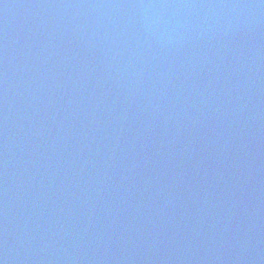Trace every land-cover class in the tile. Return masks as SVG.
<instances>
[{"label": "water", "instance_id": "1", "mask_svg": "<svg viewBox=\"0 0 264 264\" xmlns=\"http://www.w3.org/2000/svg\"><path fill=\"white\" fill-rule=\"evenodd\" d=\"M2 264H264V0H0Z\"/></svg>", "mask_w": 264, "mask_h": 264}, {"label": "snow or ice", "instance_id": "2", "mask_svg": "<svg viewBox=\"0 0 264 264\" xmlns=\"http://www.w3.org/2000/svg\"><path fill=\"white\" fill-rule=\"evenodd\" d=\"M0 264H2V262H0Z\"/></svg>", "mask_w": 264, "mask_h": 264}]
</instances>
